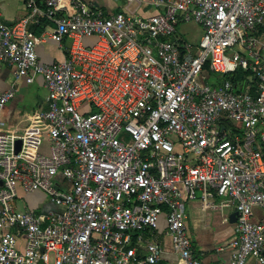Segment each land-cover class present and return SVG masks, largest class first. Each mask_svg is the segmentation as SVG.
I'll list each match as a JSON object with an SVG mask.
<instances>
[{
    "label": "built area",
    "instance_id": "obj_1",
    "mask_svg": "<svg viewBox=\"0 0 264 264\" xmlns=\"http://www.w3.org/2000/svg\"><path fill=\"white\" fill-rule=\"evenodd\" d=\"M22 1L15 22L0 10V64L16 79L42 77L48 130L5 131L0 118V264H159L162 244L141 255L137 245L161 217L178 264H205L190 201L235 212L229 264H264V226L251 219L264 208V0H125L153 6L147 16ZM189 23L197 41L177 31ZM39 25L63 59L39 60ZM205 65L220 77L209 82ZM14 84L0 90V112ZM18 189L54 208H18Z\"/></svg>",
    "mask_w": 264,
    "mask_h": 264
},
{
    "label": "crops",
    "instance_id": "obj_2",
    "mask_svg": "<svg viewBox=\"0 0 264 264\" xmlns=\"http://www.w3.org/2000/svg\"><path fill=\"white\" fill-rule=\"evenodd\" d=\"M91 6L102 7L109 11L127 8L138 16H147L156 12V9L143 2L139 6L135 3L127 4L125 0H85ZM2 19L7 23L19 20L28 13L22 0H0ZM47 24V23H46ZM44 25V24H43ZM39 25L40 39L36 44V53L41 62H52L64 58V52L47 33V28ZM35 27V26H34ZM33 27V29H34ZM87 39L90 43L93 39ZM83 40V42L85 41ZM85 43V42H84ZM15 81L14 96L4 105L0 118L4 122L3 130L16 133L40 132L46 133L48 124L40 117V111L46 107L43 79L37 75L33 81L27 82L24 77L16 79L14 67L8 63L0 64V90L7 89ZM42 150L47 151V141L43 142ZM42 191L24 192L18 189L15 205L22 209L43 211L54 208L50 203L45 205ZM47 197V196H46ZM187 226L195 254L205 264H229L232 249L230 242L236 234L234 222H223V215H230V209L223 211H204L198 201H190L187 206ZM251 219L264 226V208L253 206ZM158 228L151 235L149 231L143 232V241L137 245L139 255L145 253V245L155 240L164 248L163 260L159 264H178L172 251L170 238L165 234V221L159 219ZM136 239V238H135ZM22 241V239L20 240ZM246 264H255L249 258Z\"/></svg>",
    "mask_w": 264,
    "mask_h": 264
},
{
    "label": "rangeland",
    "instance_id": "obj_3",
    "mask_svg": "<svg viewBox=\"0 0 264 264\" xmlns=\"http://www.w3.org/2000/svg\"><path fill=\"white\" fill-rule=\"evenodd\" d=\"M150 7H151V5H150ZM177 31L179 34L181 33L184 37H186L187 39H189L191 41H197L201 36V28L199 26H197L196 24H193V23L179 24L177 26ZM84 42L86 43L87 39H85ZM219 77H220V75L218 73L210 72L208 81L211 82L215 79H218ZM42 134L45 137V133H42ZM43 200H44L45 205L50 203L49 198L46 196L44 197ZM35 212H39V211H35Z\"/></svg>",
    "mask_w": 264,
    "mask_h": 264
},
{
    "label": "water",
    "instance_id": "obj_4",
    "mask_svg": "<svg viewBox=\"0 0 264 264\" xmlns=\"http://www.w3.org/2000/svg\"><path fill=\"white\" fill-rule=\"evenodd\" d=\"M20 144H21V140L20 139H16V142H15V150L17 151L19 148H20ZM235 212H231L230 215H229V221L230 222H234L235 221Z\"/></svg>",
    "mask_w": 264,
    "mask_h": 264
},
{
    "label": "trees",
    "instance_id": "obj_5",
    "mask_svg": "<svg viewBox=\"0 0 264 264\" xmlns=\"http://www.w3.org/2000/svg\"><path fill=\"white\" fill-rule=\"evenodd\" d=\"M40 30H41V29H40L39 27H37V26H35L34 29H33V31H34L35 33H38ZM204 69H205V71H206L208 74L210 73V72L208 71L207 65L204 66ZM224 77L226 78V77H228V75H225ZM208 78H209V75H208ZM207 80H208V79H207Z\"/></svg>",
    "mask_w": 264,
    "mask_h": 264
}]
</instances>
